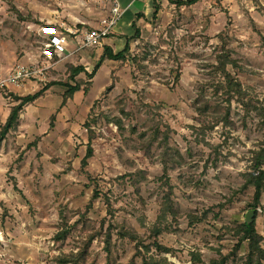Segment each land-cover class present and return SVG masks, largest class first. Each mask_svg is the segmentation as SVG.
Returning <instances> with one entry per match:
<instances>
[{
  "label": "rangeland",
  "instance_id": "1",
  "mask_svg": "<svg viewBox=\"0 0 264 264\" xmlns=\"http://www.w3.org/2000/svg\"><path fill=\"white\" fill-rule=\"evenodd\" d=\"M160 9L145 21L149 26L141 24L140 37L134 31L128 39L126 61H106L98 70L89 95L79 93L62 110L61 95L49 93L23 110L0 144V264H57L105 233L111 221L142 238L148 256L170 264L221 257H228L225 264L243 263L247 245L229 256L237 239L228 229L245 222L253 189L241 190L243 175L264 137L255 113L216 92L224 78L213 68L225 44L237 63L228 68L232 78L246 100L264 108V0ZM99 18L88 0H0V127L14 105L10 95H33L53 80L67 83L71 62L83 67L87 59L89 72L98 62L95 48L84 49L57 71L52 62L19 87L1 85L17 65L42 67L38 29L52 24L67 33L95 27ZM87 119L94 152L83 169ZM166 180L178 216L159 224ZM95 191L100 195L93 200ZM189 216L204 218L191 225ZM65 222L69 235L56 242ZM255 225L264 249V195ZM155 244L170 252H158ZM112 245L110 264H130L134 244L113 232ZM106 262L99 236L83 264ZM134 262L142 264L141 256Z\"/></svg>",
  "mask_w": 264,
  "mask_h": 264
},
{
  "label": "trees",
  "instance_id": "2",
  "mask_svg": "<svg viewBox=\"0 0 264 264\" xmlns=\"http://www.w3.org/2000/svg\"><path fill=\"white\" fill-rule=\"evenodd\" d=\"M170 5H173L177 8L184 6H192L198 3L200 0H166ZM159 10L158 5H155V13L156 16ZM143 19V15H137L136 21ZM133 28L135 31V36L140 37V29L136 27V23L133 24ZM129 52V43L125 45L122 51L118 53H114L110 48L103 47L102 55L100 59L93 67L90 73L86 72L83 67H71L69 72V81L67 83L61 82H50L46 84L40 91L33 95L26 96H17L10 95L14 105L11 106L8 117L5 123L0 127V144H2L7 138L8 134L18 125L19 118L23 110L34 104L37 100L43 98L46 92L53 86H60L66 89L65 93L62 96L61 107L66 105L69 100L73 99V96L76 92L83 91L84 94H87L89 91L91 84L90 81L95 76L96 72L99 70L104 61H112V62H124L126 61V55ZM58 60L57 57H54L52 62H56ZM229 67H237L236 61L232 58L231 53L228 49H226V45L221 48L220 54L217 56V64L213 68V72L216 75H222L224 78V83L219 84L215 87L216 92H222V95L225 96L226 102L231 103L233 100H236L238 104L242 106V109L246 114L255 113L261 119V127L263 131L264 137V108L258 107L257 104L252 100H246L247 94L242 90V87L239 82L234 80L228 71ZM80 74H84L85 79L78 78ZM178 78V77H177ZM110 88V87H108ZM109 90V89H107ZM208 108V105H205V110ZM94 123V121H92ZM52 126V124H51ZM85 129L89 134V142L86 148V154L81 161L82 168L84 169L88 165V161L93 157V148L92 141L94 134L92 132L91 122L87 119L85 123ZM263 147L258 151L254 152L251 159V166L249 170L243 175L244 184L241 190H247L249 188L253 189L252 202L247 206V211H253L254 217H257V208L260 205V201L262 196L264 195V143ZM167 190L164 195V200L161 204L160 212L157 217V222L159 224L166 223L167 218L170 216L173 219H176L178 216L177 209L173 206L171 197L173 195V190L170 185L167 184ZM99 193L97 191L94 192L93 200L99 198ZM106 204L109 206V200L105 199ZM111 211H109V214ZM204 218V217H202ZM198 219L197 217L189 216L190 224L198 223L203 221V219ZM255 219L252 220L250 225H247L245 222L236 223L234 227L228 229V232L231 233L236 239L237 244L234 246L232 250V254L229 256H233L238 252L243 243L247 245V253L245 255L244 261L242 264H262L264 262V249L262 248L263 237L257 232ZM111 221L109 226L106 229V232H100L96 235H93L86 242L83 243V246L79 249L78 253L73 254L70 253L68 255H61L56 259L57 264H83L86 262L89 257V248L92 245L93 241L102 236L103 238V250L107 255L106 264H110V258L112 255V236L113 232L117 236L119 240H129L134 244L136 253L135 256L131 259L130 264H135L134 260L136 257L141 256L142 264H170L165 258L155 259L152 256H148L150 247L144 244L142 238H140L135 232L130 231L123 227L122 225L113 223ZM65 222L64 228L61 229L55 235L54 240L56 242H60L66 239L69 235L71 228L66 225ZM76 227V226H75ZM156 247V250L160 253L168 254L170 251L166 248L159 246L158 244L153 245ZM192 260L195 263L200 262V255L194 254L192 255ZM228 260V257H221V259L217 261H211L210 264H225Z\"/></svg>",
  "mask_w": 264,
  "mask_h": 264
},
{
  "label": "built area",
  "instance_id": "3",
  "mask_svg": "<svg viewBox=\"0 0 264 264\" xmlns=\"http://www.w3.org/2000/svg\"><path fill=\"white\" fill-rule=\"evenodd\" d=\"M88 1L94 9L101 10L100 15L104 8L108 10L105 16L101 15L95 27L83 25L82 29H68L67 33L52 24L40 27L38 36L41 38L42 67L40 64L17 65L9 78L3 81L1 85L11 84L19 87V84L41 76L45 70L50 68V63L54 57L62 61L81 50L99 47L103 40L116 30L125 11L120 8L117 0ZM44 64L48 66L44 67Z\"/></svg>",
  "mask_w": 264,
  "mask_h": 264
},
{
  "label": "crops",
  "instance_id": "4",
  "mask_svg": "<svg viewBox=\"0 0 264 264\" xmlns=\"http://www.w3.org/2000/svg\"><path fill=\"white\" fill-rule=\"evenodd\" d=\"M117 1H118L120 8L122 10H124L125 13H124L118 27L116 28V30L111 35H109L107 38H105L99 47L95 48L96 50H95V55L93 57V62L96 61L97 57H99V59H100V56L102 55L103 47L110 48L114 53H118V52L122 51L123 48L125 47V45L127 43H129L128 39L133 36V32H134L133 24L134 23H136L137 28H139L141 26V24H144L145 25L144 27L149 26L148 25L149 23L148 22L145 23V21L149 20V17L154 15L155 5H158V7H159V10L156 14V17L159 16V14L161 12V9H160L161 7L165 8L167 5H169V3L166 0H117ZM179 1H186V0H179ZM100 12H101V10H99V13ZM107 12H108V10L106 8H104L101 15L105 16L107 14ZM139 14L144 16V20L140 19V20L136 21V16ZM101 15H100V17H101ZM79 52L81 53L83 51H79ZM86 53H88V52H86ZM91 54H93V53H91ZM68 59L69 58L62 60V61L57 60L56 62H53V63H55L53 69L55 68V70L57 71V69L61 66L62 62L64 63ZM99 59H97V60H99ZM82 60L85 62V65H82L83 68L85 69L86 72L90 73L89 69L86 67V65L89 64V61L87 59H82ZM105 62L106 61L103 62V64L101 65V67L99 69H101L103 67ZM70 64L75 67V65H74L75 63L71 62ZM83 75L84 74H80L78 78L83 79ZM53 82H55V81L53 80ZM57 88L61 89L59 86L51 87L46 92L45 96H47L49 93H52V94L61 95V97H62L63 94L65 93V91L63 90L60 92L59 90H57ZM91 88L92 87H90L87 94H84L83 91L76 92L73 96V100L75 99L76 95H78L79 93H82V92L85 96L89 95ZM69 102H70V100L66 103L67 107L69 106V104H68ZM61 103H62V101H61ZM61 103L57 107V109H60ZM32 105L36 106L35 103ZM32 105H30L28 107H31ZM62 110H66V108H62ZM37 113L38 112L31 113V115H32L31 118L35 119L36 116H38ZM22 114H23V112L21 113V115Z\"/></svg>",
  "mask_w": 264,
  "mask_h": 264
},
{
  "label": "water",
  "instance_id": "5",
  "mask_svg": "<svg viewBox=\"0 0 264 264\" xmlns=\"http://www.w3.org/2000/svg\"><path fill=\"white\" fill-rule=\"evenodd\" d=\"M254 212L253 211H249L246 216H245V223L247 225H250L252 223V217H253Z\"/></svg>",
  "mask_w": 264,
  "mask_h": 264
}]
</instances>
